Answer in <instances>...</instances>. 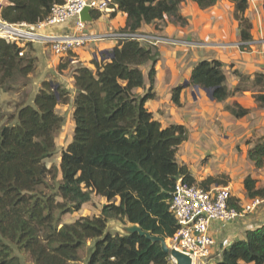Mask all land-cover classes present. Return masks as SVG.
Returning <instances> with one entry per match:
<instances>
[{
	"label": "trees",
	"instance_id": "trees-1",
	"mask_svg": "<svg viewBox=\"0 0 264 264\" xmlns=\"http://www.w3.org/2000/svg\"><path fill=\"white\" fill-rule=\"evenodd\" d=\"M186 0H111L110 7L125 12L121 31L141 33L144 24L156 28L166 19L186 26L188 19L181 6ZM208 9L219 0H192ZM239 22L241 42L253 41L252 24L245 13L250 0H229ZM64 0H7L0 15L10 23L34 24L48 16L54 4ZM93 17L99 11H93ZM243 50L250 47L241 43ZM31 43L8 42L0 37V93H19L31 81L36 59L26 51ZM22 51L23 54H20ZM31 51V49H30ZM113 57L92 59V67L74 71V134L62 151L60 166H48L46 160L56 152L55 138L65 122L56 111L70 102L65 86L44 80L31 102L17 103L7 112L0 103V264H20L14 247L27 252L35 264H70L80 259L79 252L92 240L88 264H175L160 242L138 233L123 234L108 229L109 222L138 224L154 235L171 238L179 225L170 211V201L179 178L196 184L189 167L176 158L179 147L188 139L183 124L163 126L154 118L147 102L156 97L157 44L137 38H124L114 47ZM63 58L59 69L67 66ZM149 65L145 75L143 67ZM239 80L234 89L226 84L224 63L203 59L196 63L188 84L211 88L213 100L223 102L250 78L235 71ZM254 84L264 81L257 74ZM179 84L172 89L174 103L181 106ZM139 89L143 91L140 92ZM264 103V92L256 94ZM236 118L249 109L240 102L226 104ZM253 143V144H252ZM248 148L247 156L255 167H264V137ZM58 191L41 194L38 188L56 180ZM221 179L209 176L201 183L209 189ZM227 184V181H224ZM247 198L264 197V187L251 176L244 179ZM106 198L98 215L83 216L62 223L57 210L77 211L91 201L92 195ZM62 200H57L56 197ZM241 198L231 205L240 208ZM264 264V223L248 229L245 239L235 240L222 250L216 264Z\"/></svg>",
	"mask_w": 264,
	"mask_h": 264
},
{
	"label": "crops",
	"instance_id": "crops-1",
	"mask_svg": "<svg viewBox=\"0 0 264 264\" xmlns=\"http://www.w3.org/2000/svg\"><path fill=\"white\" fill-rule=\"evenodd\" d=\"M1 1L2 4H4L7 0ZM224 7L227 8V11H234L233 3L229 0H219L215 6L208 9H201L192 0H186L181 6L182 14L188 19V24L186 26L170 22L160 25L162 28L156 29L153 24H144L140 32L148 31L149 35H158L164 37V40H166L157 45L160 56L156 63V97L149 100L147 106L153 113L154 118L161 122L163 126L169 124H183L188 128V139L179 147L180 149L176 153L178 162L182 165H186V163L189 164L192 176L199 183L208 176H214L218 173L213 169L221 168L222 171H227L220 173H226V175L229 176L230 181L229 179L226 180L228 185L213 183L210 185V188L215 186H228L232 189L233 183L239 182L244 188L243 183L247 176L256 177L254 176L255 165L247 156L248 148L251 147L253 143L248 144L244 153L241 155L228 153V149L235 142L230 141L231 143H229V140L226 138L225 141H219V137L215 135L218 133L215 132V130L219 132L221 127L216 126V129L205 128V124L203 122L200 123L198 113L201 112L204 114L209 107H211L213 111L215 108L220 107L219 105H221V103H223V105L225 103H231L237 96L233 95L223 102H217L208 97V94L202 88L199 87V90H197L194 88V85L185 84L187 81L189 82L193 67L198 61L216 58L224 63L228 88L232 90L236 86L239 79H237L234 74H231L226 63L233 57L232 53L237 56L240 51L239 48V50L237 49L241 39L240 28L239 25L235 27V25L232 23L229 24L227 20H225L228 18L229 11L228 14H223L221 9H224ZM213 12H219L217 17L212 16ZM195 14H198L197 18H194ZM245 15L253 23L251 34L254 38L253 42L257 43L256 35H260L258 24L259 26L261 24V35L264 36V0H250ZM126 17L127 15L125 12L110 7L108 11L99 12L97 17H93V19L88 22L85 31L88 34H100L108 31L121 30L125 26ZM224 24L228 26L223 27ZM73 26V21H70L63 25L48 28L47 31L63 35L73 33ZM230 26H234V28H229ZM231 30H233V33ZM232 34H234L233 37L236 39L233 42L228 39ZM210 35L214 36L215 42L209 41ZM118 42L119 40L114 38H107L104 40L92 39L84 46L78 48L75 52L69 54V57L67 56L69 60L66 63L67 66L62 69H59V65L63 58H65L64 56L54 54L51 48L43 43H31V47H27L26 51L37 58V66L30 75L34 86V93H32L31 97H34L44 80H51L59 83L72 90V93L75 94V69L80 66L92 67V59L94 58L102 59L105 57L109 59L110 53H112L114 47L118 45ZM226 53H228V55ZM229 55H232L231 58ZM148 69L149 65L143 67L145 75ZM44 73L46 76L43 77ZM179 84L186 85L181 92V106L176 105L172 99V89ZM139 91L142 92L143 90L139 89ZM3 94L6 95L8 93H0V103H2ZM72 96L74 97V95ZM226 112L228 113L227 110L223 111V114ZM207 115H209L210 118V116L212 117L215 114L212 112ZM196 117H198V120ZM226 137L232 138V136ZM200 150H202V153L211 150L209 153L213 155L212 159L208 162V166L200 167V170L204 171L202 175L196 174L195 172L197 171V162L201 161L198 156ZM230 157L234 159L236 166L229 167L228 165L231 162H228L225 168H223ZM234 161H232V163H234ZM232 166H234V164H232ZM241 176L244 179L240 180ZM239 195L237 197H239ZM240 197H244V194ZM262 223H264V205L254 213L248 214L245 217H240L229 222H213L211 225V233L216 240L213 254L218 250V256L221 258L223 249L228 247L235 240L245 239L248 229L256 228ZM217 260L213 261V264H216Z\"/></svg>",
	"mask_w": 264,
	"mask_h": 264
},
{
	"label": "built area",
	"instance_id": "built-area-1",
	"mask_svg": "<svg viewBox=\"0 0 264 264\" xmlns=\"http://www.w3.org/2000/svg\"><path fill=\"white\" fill-rule=\"evenodd\" d=\"M2 1L0 0V6ZM85 7L92 11L104 12L110 9V0H64L54 4L48 16L34 24L27 22L10 23L0 15V37L8 42L43 43L49 46L54 54L69 57L92 39L104 40L114 38H137L158 44L161 38L142 33L126 31H108L100 34H88L85 29L88 22L82 20L81 13ZM74 23V32L63 35L47 31L58 25ZM261 26V24H260ZM257 39L264 44V36ZM253 41L240 42L252 45ZM239 44V45H240ZM22 51L20 54H23ZM236 197L228 186H215L205 189L200 185L189 184L179 178L175 183L170 201V211L179 225L178 231L170 238L169 246L191 256L193 264H206L213 254L216 240L211 233L213 222H229L254 213L264 202V197L248 198L239 202L240 208L231 205Z\"/></svg>",
	"mask_w": 264,
	"mask_h": 264
},
{
	"label": "rangeland",
	"instance_id": "rangeland-1",
	"mask_svg": "<svg viewBox=\"0 0 264 264\" xmlns=\"http://www.w3.org/2000/svg\"><path fill=\"white\" fill-rule=\"evenodd\" d=\"M221 11L223 14L224 13L228 14V11H229L228 18L225 19L227 20L229 24L232 23L233 25H235V27L239 25L238 20H236L234 17V11L233 12H230V10L227 11V8L225 7L224 9H221ZM218 14L219 12H213L212 16L217 17ZM197 17H198V14H195L194 18H197ZM166 23H170L169 19H166L163 22L159 23L156 29L162 28L160 25H164ZM251 24L253 23L251 22ZM226 26L228 25L227 24L223 25V27H226ZM232 27L234 28V26H230L229 28H232ZM260 28L261 26H259L258 24L259 33H260ZM231 31L233 33V30ZM141 33L149 35L148 31L141 32ZM151 35L156 36L157 38L160 37L154 34H151ZM233 35L234 34H232L228 38L232 42L236 40L233 37ZM256 36L258 39L260 35H256ZM160 38L161 40L158 42L157 45L166 41L164 40V37H160ZM214 39H215L214 36L210 35L209 41L215 42ZM240 42H241V39H240ZM238 48L240 49L241 52L239 51L237 56H235L234 53H232L233 55L232 58H231L232 55H229L231 59L226 64L229 67L231 74H234V76L237 79H239V77L236 75L235 71L236 70L238 71L239 69L241 71L243 70L242 72L245 73L250 78V80H245L243 82L242 86L245 87V91L235 93L234 95L237 96V98L235 100H232L231 103H233L234 101H238L243 106L247 107L249 109V112L243 117L236 118L230 111L226 109V104H231V103H225L224 105L223 103H221V105H219L220 107L215 108L213 111H212V108L209 107L206 109L207 112L205 111L204 114L200 112L198 113L199 114L198 116L200 118V123L203 122L205 124L204 126L205 128H210V129L215 128L216 129V126H220L221 129L219 130V132L215 130V132L218 133L215 135L219 137V141L221 140L225 141V138H226L229 140V143H231L230 141L235 142L234 144L231 145V147L228 149L227 152L230 154L241 155L242 153H244V150L248 146L249 141H255L261 136L264 137V103H260V101L256 100V96H257L256 94L264 92V81L263 83L259 85H255L253 81L257 74H261V73L264 74V44H257L256 42H252V45H250V47H247L242 50L240 46L238 45L237 49ZM226 54L228 55V53ZM33 57L36 59V66H37V58L34 55ZM226 61H227V58H226ZM44 76H46L45 73L43 77ZM33 89H34V86L32 84V79H31V81L29 82L26 88L25 87L20 88L19 93H8L6 95L3 94L2 96L3 99L2 98L1 99H2V105L5 108V110L7 112H13L15 110L17 103L22 102L23 100L27 102L28 101L31 102L32 100L31 96H32V93H34ZM70 92H71L70 102L56 107V111L59 114L64 116L65 122L62 126L61 131L57 134L55 138L56 152L51 158H48L46 160L48 166H51L53 164L56 165L57 167L60 166L62 151L68 146V144L72 141V138H73L74 121H73V103H72L73 96L72 95L74 94L72 93V90H70ZM207 96L209 97V95ZM225 110H227L228 113L226 112L223 114V111ZM212 112H214L215 115H213L212 117L210 116L209 118V115L207 114L208 113L211 114ZM196 119L198 120V117H196ZM225 135L230 136V137L232 136V138L230 139L229 137H226ZM209 152H211V150H208V152H204V153H202V150L198 152L199 154L198 156L200 157L201 161L197 162L196 164V169H197V171H195L196 174H199V175L204 174V171L200 170V167L208 166V162L213 157V155ZM232 161H234V159L230 157L229 161L225 163L223 168H225L228 162H231L228 165L229 167H235L236 166L235 161L234 163H232ZM221 163L223 164L222 160H221ZM232 164H234V166H232ZM186 165L189 166V168H191L189 164L186 163ZM213 170L215 172H218L214 176L220 178L222 181V183H218V185H228V184H225L224 181L228 180L229 176L226 175V173H220V172H227V171H222L221 168L213 169ZM254 176H256L255 179L257 180V186L264 187V167H261V169H259L258 167H255ZM242 179L244 178L241 176L240 180ZM60 180H61V172L59 171L58 178L56 180H52V179L48 180L46 185H43L38 188V191L44 195L53 194L58 191L57 187H58ZM197 183L199 184L198 181ZM232 186L233 187L231 191L238 195L240 194L238 198H241V201L249 200L246 196V192L242 184L240 185L239 182L238 183L235 182L232 184ZM243 194H244V197H240ZM238 195H236V197ZM56 199L62 200L61 197L59 196L56 197ZM105 203H106V198L100 195L93 194L91 201L88 203H85L81 207L80 210L64 212V213L63 212L61 213V210H57L56 214L57 215L60 214L59 217L62 223H72L83 216L93 217L95 215H98L101 211L102 206ZM263 205H264V202L260 205L259 208L263 207ZM119 225H124V224L119 221H111L109 222L108 229L112 232L119 231L118 230ZM167 242L168 244H171L170 238H167ZM92 244H93L92 240H88L86 245L79 252L80 259L78 261L71 262L70 264H88ZM14 251H15V254L19 257L20 264H35L29 253L18 250L16 247H14ZM218 252L219 251L216 250L214 254L210 257V260L206 262V264H213V261L219 258Z\"/></svg>",
	"mask_w": 264,
	"mask_h": 264
},
{
	"label": "water",
	"instance_id": "water-1",
	"mask_svg": "<svg viewBox=\"0 0 264 264\" xmlns=\"http://www.w3.org/2000/svg\"><path fill=\"white\" fill-rule=\"evenodd\" d=\"M82 20L89 22L93 19L92 10L90 7H85L81 13ZM113 57V53H110V58ZM188 84V81L185 83ZM195 89H199L198 85H194ZM203 90L209 95V97L213 100L212 97V89L211 88H203ZM119 232L123 234H133L138 233L139 235L145 236L153 242H160L161 248L164 252L169 253L171 258L173 259L175 264H193L191 256L188 254L178 250L175 247L169 246L167 239L163 236L154 235L150 232L143 230L138 224H124L118 226Z\"/></svg>",
	"mask_w": 264,
	"mask_h": 264
}]
</instances>
